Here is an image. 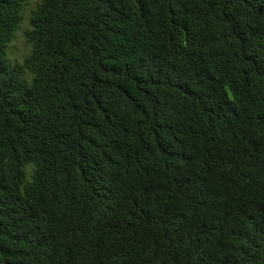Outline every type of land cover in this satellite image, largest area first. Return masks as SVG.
<instances>
[{"label":"trees","instance_id":"1","mask_svg":"<svg viewBox=\"0 0 264 264\" xmlns=\"http://www.w3.org/2000/svg\"><path fill=\"white\" fill-rule=\"evenodd\" d=\"M23 2L0 264H264V0H39L10 68Z\"/></svg>","mask_w":264,"mask_h":264},{"label":"clouds","instance_id":"2","mask_svg":"<svg viewBox=\"0 0 264 264\" xmlns=\"http://www.w3.org/2000/svg\"><path fill=\"white\" fill-rule=\"evenodd\" d=\"M36 8L37 4L35 0H25L22 10L18 13V16H20V22L17 26L16 33H14V36L16 37L15 43H17L18 46L25 43V38L23 37L22 33L24 31L31 32L34 30L31 25V19L32 13L36 10ZM27 46L30 47V45ZM18 62L20 61L18 60ZM31 78L32 77H29V79ZM38 170V165L32 161H28L24 164L21 169L23 173V182L19 185V190L21 192H23L25 187L34 183Z\"/></svg>","mask_w":264,"mask_h":264},{"label":"rangeland","instance_id":"3","mask_svg":"<svg viewBox=\"0 0 264 264\" xmlns=\"http://www.w3.org/2000/svg\"><path fill=\"white\" fill-rule=\"evenodd\" d=\"M35 2H36V4H38L39 0H35ZM24 3H25V0L22 3V6L24 5ZM22 6H21V10H22ZM16 31H17V27H16L15 31L12 33V37L10 39V42L7 45V48L5 50V57H6L7 63H8L10 68L19 67L21 65L23 59L30 52V47L27 46L28 44L26 42L22 45H19V46L17 45V43H15L16 37L14 36V33H16ZM25 32L26 31H24L22 33L23 37H24ZM22 49H23V51H22ZM18 60L20 62H18ZM28 79H29V76L27 74H25L23 76V80L25 82H28Z\"/></svg>","mask_w":264,"mask_h":264}]
</instances>
